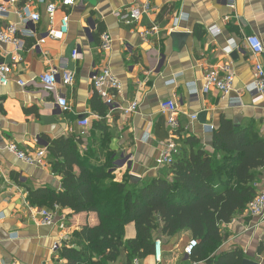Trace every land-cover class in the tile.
I'll use <instances>...</instances> for the list:
<instances>
[{
	"label": "crops",
	"instance_id": "1",
	"mask_svg": "<svg viewBox=\"0 0 264 264\" xmlns=\"http://www.w3.org/2000/svg\"><path fill=\"white\" fill-rule=\"evenodd\" d=\"M69 10L59 9L54 27L70 14L69 34L62 41L47 36L52 22L47 4L39 0H0L9 11L0 16V28L15 25L20 31L23 49L22 61L13 64L15 47L0 43V64L12 66L11 81L0 85V264H57V244L65 246L75 231L86 225L98 224V215H74L71 210L59 208L54 226L41 225L38 208L30 206V191L49 189L60 191L62 178L53 172L45 138L56 140L77 134L83 136L80 145L82 157L91 153V162L103 166L109 157L115 161L111 171L122 182L129 173L133 181L145 183L153 178L172 180L169 167L157 166L165 145L173 139L167 116L161 112V103L174 101L180 115V139L195 137L207 152H213L212 138L225 117L236 125L253 127L264 138V98H252L246 86L255 80L254 67L258 59L245 48L248 36H258L264 45V0H74ZM231 1L235 8L230 7ZM150 6L138 22L128 25L117 14ZM28 10L37 13L38 24L24 21L20 15ZM98 25L112 39L111 49L104 52L97 37ZM157 27L159 32L147 40L143 33ZM215 27L216 37L209 33ZM33 32L34 36L24 35ZM24 33V34H23ZM184 34V35H178ZM240 47L230 56L224 53L228 41ZM154 50V51H153ZM78 51L81 58L74 60ZM230 64L235 73L234 91L230 98L240 100L242 107H231L230 98L216 90L204 93L203 78L211 71H219ZM110 69L123 85L116 98L121 108L138 103V112L126 114L121 109L105 119L111 134L108 149L102 147V133L93 129V123L102 118L93 109L97 99L91 78L104 69ZM59 72L55 94L51 96L39 87L23 89L18 82L30 83L51 70ZM76 74L72 86H65L63 71ZM175 80L173 85L167 82ZM195 83L199 96L189 93L187 84ZM65 98L69 110L63 111L55 97ZM89 118L87 129L79 127L81 118ZM16 145L26 154L44 150L42 166H30L9 151ZM78 172V170H76ZM136 177L137 179L133 178ZM105 183L108 184V181ZM258 192H264V169L258 171ZM50 210L48 208H43ZM224 231L229 236L225 247L239 246L248 259L264 261V219L252 218L246 212L236 216ZM135 224L125 230V240L136 238ZM163 243V259L155 255L130 261L126 252L111 264H189L185 249L191 233L173 238L159 236Z\"/></svg>",
	"mask_w": 264,
	"mask_h": 264
},
{
	"label": "trees",
	"instance_id": "2",
	"mask_svg": "<svg viewBox=\"0 0 264 264\" xmlns=\"http://www.w3.org/2000/svg\"><path fill=\"white\" fill-rule=\"evenodd\" d=\"M102 33L98 25L97 37ZM96 97L93 109L102 120L92 125L102 133V147L108 149L111 134L105 119L109 109ZM45 139L49 162L62 178V189L30 191V206L69 209L74 215L95 213L99 219L97 225H86L72 234L58 250L57 264H111L123 251L130 261L143 260L155 255L159 236L173 238L185 232L198 242L189 264H243L247 259L239 246L225 247L229 236L224 227L246 212L259 194L264 138L253 127L221 118L213 133V152L204 150L195 137L180 139L179 153L169 167L172 180L153 178L142 184L129 173L122 182H112V156L103 166L91 162V153L82 157L81 134ZM130 224H135L137 235L125 240ZM263 251L259 249L260 254Z\"/></svg>",
	"mask_w": 264,
	"mask_h": 264
},
{
	"label": "built area",
	"instance_id": "3",
	"mask_svg": "<svg viewBox=\"0 0 264 264\" xmlns=\"http://www.w3.org/2000/svg\"><path fill=\"white\" fill-rule=\"evenodd\" d=\"M17 2L18 0H12ZM47 0H39L41 3H45ZM234 1V0H233ZM231 1L230 7L235 8L234 2ZM75 5L74 0H53V2L47 4V13L52 22V27L47 33V36L56 41H62L69 34L70 29V14H65L59 25L54 27V21L57 16L59 9L69 10ZM150 10L149 5H145L143 8L133 9L125 14H117V17L126 22L128 25H132L138 22L144 13ZM23 12L20 17L24 21H30L33 24H38L41 17L37 13H29L27 9ZM9 11L3 4L0 3V16H8ZM159 29L157 27L143 33L144 38L147 40L150 36L157 34ZM209 33L216 37L220 34V31L215 27L209 29ZM24 34V33H23ZM24 35L34 36L33 32H28ZM0 43L11 44L15 47V54L12 56L13 64L20 63L22 61L19 51L23 49L22 40L20 38V31L15 25L9 26L7 29L0 28ZM246 50L258 61L255 64V80L246 86V93L252 98H264V45L261 39L256 36H248L245 39ZM112 39L109 34L103 33L100 37V48L104 52H108L111 49ZM240 47L234 40H230L227 46L224 48V53L228 56L233 54ZM154 51V50H153ZM74 60H80L81 56L78 51H74L72 55ZM13 69L12 66L1 63L0 64V85L7 86L11 81ZM59 72L55 69L51 70L49 73L43 74L36 81L26 83L19 81L18 84L25 90L30 86L39 87L45 93V95L51 96L56 92V84L59 78ZM76 74L72 71H63L62 80L65 86H72L75 82ZM175 80L167 82L169 85H173ZM235 83V73L233 67L230 64H225L219 71H211L205 74L203 78V92L208 93L212 90H216L222 94L225 98L231 96L234 91ZM91 85L96 90L99 97L104 101V103L109 107V114L112 115L119 109H121L126 114H134L138 112L139 105L133 102L128 108H121L116 102V98L121 95L123 85L119 78L114 75L110 69H104L99 73L95 74L91 78ZM189 88V93L191 96L198 97L199 91L195 83L187 84ZM57 105L63 110L68 111L69 106L65 98L55 97ZM231 107H242L243 103L240 100L230 98L229 102ZM161 112L167 116V124L170 130L173 132V139H171L162 150L159 158L157 159V166L159 167H170L174 162L176 156L179 153V145L177 143V134L180 131V120H179V109L174 101L167 100L161 103ZM90 126L89 118H84L79 121V127L82 129H87ZM9 151L17 156L19 160L30 165V166H42L46 160V152L44 150L38 151L35 154H26L22 152L18 146L12 144L8 147ZM56 207L54 210L40 209L37 214L41 217V225L43 226H54L58 219V210ZM246 214L254 218L264 219V192L258 194V196L252 201L246 210ZM198 246L196 240H191L185 249V254L190 257L194 249ZM61 248L60 244L55 245L54 251ZM155 258L158 263L162 262L163 259V243L161 240H157L155 244Z\"/></svg>",
	"mask_w": 264,
	"mask_h": 264
},
{
	"label": "water",
	"instance_id": "4",
	"mask_svg": "<svg viewBox=\"0 0 264 264\" xmlns=\"http://www.w3.org/2000/svg\"><path fill=\"white\" fill-rule=\"evenodd\" d=\"M178 35H184V34H178ZM263 60H264V54H263ZM81 119H84V117H82ZM134 179H137L136 177L133 176ZM243 264H259L257 261H253L252 259H245L243 261Z\"/></svg>",
	"mask_w": 264,
	"mask_h": 264
},
{
	"label": "rangeland",
	"instance_id": "5",
	"mask_svg": "<svg viewBox=\"0 0 264 264\" xmlns=\"http://www.w3.org/2000/svg\"><path fill=\"white\" fill-rule=\"evenodd\" d=\"M253 261H256V260H253ZM257 262H258L259 264H264V261L261 262L259 259L257 260Z\"/></svg>",
	"mask_w": 264,
	"mask_h": 264
}]
</instances>
